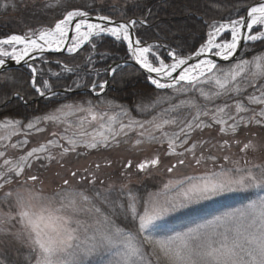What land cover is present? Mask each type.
<instances>
[{
	"label": "snow or ice",
	"instance_id": "6c2138e0",
	"mask_svg": "<svg viewBox=\"0 0 264 264\" xmlns=\"http://www.w3.org/2000/svg\"><path fill=\"white\" fill-rule=\"evenodd\" d=\"M62 4L63 0H55L54 5L46 2L45 7H61ZM2 6L7 8L8 4ZM90 11L71 9L53 27L30 29L26 34H11L0 39V72L9 59L17 64L24 61L31 71L33 87L39 95L45 96L51 92V85L44 81L42 88L36 87L38 69L34 66L36 57L31 54L42 56L48 50L61 51L72 32L71 43L67 44L66 50L69 54H78L83 46H90L93 53L85 58L90 74L95 71L93 55L96 44L93 40L107 34L117 41L127 42L130 58L149 74L148 79L156 89L172 90L176 97L184 95L186 98L178 103L171 102L173 97L157 99L151 109L162 102H168L169 106L145 121L133 118L124 106L109 103V108L119 109L110 115L107 110H97L88 101L87 107L81 105L73 109L68 106L73 115L84 113L74 124L49 114L37 117L35 122L29 121L26 125L11 118L0 122V128L20 130L22 127L26 133L43 131L37 126L41 119L67 123L59 138H55L57 134L53 133L54 139L32 147L17 158H5V151H0V158H3L0 163V235L27 246L29 255L26 264H264V163L244 161L241 164L230 161L225 155L223 160L230 162L231 166L218 164L217 156H205L203 152L197 155L198 143H189L193 132L213 125H218L222 134H236L241 126L264 125V54L231 62L238 54L242 41L245 45L264 44V0H257L245 9V15L230 19L228 23L213 22L207 41L194 54L197 58L194 64L189 63L192 56H181L176 49L168 52L172 62L165 63L154 51L158 49V44L145 45L141 39H134L130 29L146 21L116 22L110 15L97 14L93 17ZM225 32H230L231 39L218 42ZM253 50L245 48V51ZM212 55L229 61V66L219 67L210 58ZM150 56L157 63H153ZM26 58L32 63H28ZM57 63L62 72L70 74L81 67ZM121 67L116 64L106 71L115 74ZM54 75L59 76L60 73ZM13 79L0 76V86ZM74 83L76 87L80 86ZM107 83L94 81L91 90L95 92L99 88L103 92ZM248 88L256 89L258 94L244 97ZM51 94L56 95L55 92ZM14 95L19 97L18 92ZM220 98H226L225 102L216 104L215 101ZM210 104L212 107H209ZM233 105L234 112L230 111ZM253 105L261 107L256 110ZM136 110L143 112L148 108L141 109L137 105ZM124 117L128 118L127 122ZM173 126L178 131L169 132L168 128ZM70 128L73 130L69 134ZM130 134L136 135V146L145 142L167 143L165 154L178 157L167 168L169 174L178 166H187L186 156L191 157L197 168L202 164L206 166L209 161L212 166L195 174L169 178L156 191L145 189L139 193L121 188V195L116 199H110L109 194L99 190L89 194L69 188L68 180L63 182L65 187L51 195L31 188L21 191L17 187L4 191L14 182L26 186L29 181H37L36 175L28 176L26 180L19 178L26 169L32 168L33 163L55 160L54 148L61 150L59 155L63 158L81 147L94 150L119 146L121 142H128ZM4 139L0 136V141ZM61 140L66 141L67 146ZM28 143L25 135L24 139L10 146L17 149ZM228 146L229 141L224 140L223 147ZM249 148H254L251 141L244 145L242 151ZM159 164L160 158L155 156L136 167L143 172ZM83 179L85 177H81ZM94 182L95 177L92 176L89 183ZM228 194L246 199L211 219L182 230H173L170 234H160L159 222L164 217ZM0 264H5L2 254Z\"/></svg>",
	"mask_w": 264,
	"mask_h": 264
},
{
	"label": "rangeland",
	"instance_id": "374dc122",
	"mask_svg": "<svg viewBox=\"0 0 264 264\" xmlns=\"http://www.w3.org/2000/svg\"><path fill=\"white\" fill-rule=\"evenodd\" d=\"M137 0H63V8H68L71 10L76 9V4L78 5H98L102 8V6H110L114 9L111 11L119 10L117 7H121L128 2H133ZM3 5L8 4V7H3L5 15L2 16V21L17 23L22 26L21 33L26 34L28 30H39L42 27H51L48 22H51L54 17L55 11L61 7H45L46 2L55 4V0H2ZM15 5L14 7L12 5ZM84 9V8H83ZM87 10V9H85ZM58 21V20H57ZM57 21H52V25H54ZM224 22H229L225 20ZM227 34L230 32H225L219 37V41L222 40H230L229 38H225ZM100 38V37H99ZM95 38V40L99 39ZM208 39V36H207ZM257 54H264V50H258L251 56H245L244 59H252L253 56ZM152 59V57L150 56ZM162 59V58H161ZM154 62V61H153ZM235 63V62H232ZM222 68H227L229 63L218 65ZM259 86V82H258ZM243 88L244 85L242 84ZM207 90V86H206ZM258 94L256 89L248 88L244 93V97L250 94ZM198 95V94H197ZM175 103H178L180 99H185L184 95H180L178 97L173 93ZM243 98V97H240ZM226 98H220L215 101L216 104H222L225 102ZM228 103H232L231 100L227 101ZM83 105L87 107V103H75V104H65L61 106L60 112H56L54 109L49 115H57L60 117L61 121L72 122L73 124L80 118V116L84 115V113H76L75 115L71 114L68 106H72V108H76ZM209 107H212L210 104ZM252 107L259 110L261 106L253 105ZM164 108L162 107L158 111L155 112L153 116H155L158 112L162 111ZM99 111H105L103 108L97 109ZM119 111V110H117ZM187 111V110H185ZM230 111L234 112V105L230 109ZM109 114H113L116 111H108ZM46 115V114H45ZM44 116V115H43ZM42 116V117H43ZM147 119H137L141 121L151 120L152 117ZM41 117V118H42ZM125 122H127L128 118H123ZM136 119V118H135ZM6 119L1 120L0 122L5 121ZM20 120L22 125H26L29 121ZM30 121L35 122V118ZM65 122H46L41 119L40 123L37 125L44 130L41 132H36L34 130L28 131L27 133L21 127L20 130L13 129L11 127L5 129L0 128V136L5 137L4 140L0 141V151H5V158H17L20 155L26 153L32 147H38L40 144L46 143L50 139H54L53 133H56L55 138H59L61 134L64 133L65 127L67 123ZM95 127V125H92ZM73 129H69V134ZM16 132L13 135V132ZM169 132L178 131L176 127H169ZM27 136L29 141L28 144L24 145L22 148L13 149L11 148L12 143H16L19 140H22ZM137 139L135 134H130L128 137V142H121L119 146H114L111 148H99L94 150H85L84 148H78L75 153H68L67 155L60 157V149L54 148L52 151L56 154V159L51 163L47 161L35 162L31 169H26L25 173L19 178L20 180H26L28 176L36 175L38 177L37 181L32 182L29 181L26 186H20L18 182H14L12 185L6 186L4 191H7L8 188L16 189L20 188L21 191H26V189L31 188L33 191H42L45 195H51L57 190L65 187L63 182L65 180L69 181V185L67 187L72 189H80L92 194L95 190H99L103 194H109L111 199L113 197L118 198L120 193V189L123 188L125 191L131 189L134 192H139V186L145 187L150 184L149 187H155L157 189H151L150 191H156L162 184L166 182L169 178H179L186 174H195L205 170V167H211V162L205 166L201 165L197 168L194 165L191 157L186 156L185 159L187 161L186 167H177L173 173L169 174L167 172V168L170 167L173 163H175L178 159L176 156H167L165 153L167 152V143H148L145 142L139 146L134 145V141ZM228 140L229 146L223 147V141ZM205 141L200 145L199 142ZM254 145V148L242 149L244 145L248 142ZM62 144L67 146L66 141L61 140ZM191 142H197V155L200 152H203L205 156L209 154L217 156L218 164H225L226 166H231V163H226L223 160V157L227 155L230 158V161H239L243 164L244 161H248L250 163H264V125H248L241 126L236 134H222L219 132V126L213 125L211 128H205L203 131L197 130L193 132ZM155 156H159L160 164L157 167H150V170H146L143 173L136 169H129L130 171L125 170V166L129 160H132L135 165L143 162L144 160H150ZM3 158H0V163H2ZM43 164L44 166H41ZM125 170V171H124ZM75 172L76 175L73 176L72 173ZM120 174H119V173ZM122 172V175H121ZM92 176L95 177L94 183H89ZM81 177H85V179L81 180ZM104 179H100V178ZM109 190L111 192L109 193ZM230 195V194H228ZM225 195V196H228ZM235 195V194H234ZM216 197L209 201H203L199 204H203L206 202L214 201L215 199L223 198ZM195 204L190 206L191 208L199 205ZM239 205V204H238ZM236 205V206H238ZM189 207V208H190ZM235 207V206H234ZM230 208H224L222 210L213 208L211 211H206L201 215H191L188 217V222L178 223L176 226L172 224H168L165 222L166 217H164L160 222V234L166 235L170 234L173 230H182L185 227L192 226L194 223H200L206 219H211L213 216L220 215L221 213L229 210ZM5 210H7L5 208ZM184 210V209H183ZM175 214V213H173ZM172 215V214H170ZM169 215V216H170ZM168 217V216H167ZM118 222V221H117ZM19 227V225L17 226ZM0 254H2V258L5 260V264H26L28 260V251L27 246L22 245L14 239L0 235Z\"/></svg>",
	"mask_w": 264,
	"mask_h": 264
},
{
	"label": "trees",
	"instance_id": "16d2710c",
	"mask_svg": "<svg viewBox=\"0 0 264 264\" xmlns=\"http://www.w3.org/2000/svg\"><path fill=\"white\" fill-rule=\"evenodd\" d=\"M254 1L256 0H137L117 7L119 10L116 11H111L116 7L112 8L103 4L102 6L105 8L98 6L100 4L92 6L76 4L75 6L100 11L116 18H144L147 24L139 25L137 28L141 39L145 41L158 40L170 50L176 49L181 56H186L196 51L205 42L212 22L230 20L243 15L245 9ZM2 5L3 2L0 0V35L7 34L11 30L21 29L23 25L2 21V16L6 14ZM67 10L68 8H63V6L58 8L54 17H60ZM94 43L96 44L93 55L95 69L106 68L112 62L128 56L125 44L111 37H101ZM252 46L264 48V44L259 42ZM159 49L164 55L166 54L162 47L159 46ZM90 53H93V50L87 46L74 56H59L60 59L72 66H81V70L74 74L62 72L59 64L43 63L37 82L43 86V82L52 76V72L60 73L53 80V84L57 87H74V82L87 86L93 83L96 77L104 78L105 74L88 73L89 65L86 64L85 58ZM54 57L56 56H48L49 59ZM166 59L169 60L168 57ZM0 76L14 78L0 86V120L20 118L28 121L32 117L52 111L63 101H79L85 97L69 95L64 100L47 99L25 105L19 97H13V95L15 92H20L25 95L26 100L36 95L30 85L29 69H12ZM168 94H170V90H158L151 86L146 81L144 74L136 67L122 66L112 77L109 94L90 98L101 105L113 103L124 106L130 110L133 117L147 118L164 105H169L168 102H162L155 109L150 108L153 102L157 99L163 100ZM137 105L141 109L148 108V110L138 112ZM232 198L223 199L224 205Z\"/></svg>",
	"mask_w": 264,
	"mask_h": 264
},
{
	"label": "water",
	"instance_id": "95a60500",
	"mask_svg": "<svg viewBox=\"0 0 264 264\" xmlns=\"http://www.w3.org/2000/svg\"><path fill=\"white\" fill-rule=\"evenodd\" d=\"M91 14V13H90ZM93 17H95L97 14H91ZM113 21H116V22H122V23H128L129 21H121V20H115V19H112ZM130 32H131V34H132V36H133V38L134 39H136L137 38V36H136V31H135V29L134 28H132V29H130ZM72 32H70V34H69V39H68V41H67V43H66V45H65V47L61 50V51H55V50H48V51H45L44 52V54L43 55H45V54H59V53H68L67 52V44H69V42H70V39H71V36H72ZM126 42V41H125ZM126 44H127V42H126ZM143 44H145L146 45V43H143ZM245 44H244V42L242 41L241 42V46H240V48H238V54L236 55V57L234 58V59H232V60H235L238 56H239V54H240V52H241V50H242V48H243V46H244ZM195 54V53H194ZM194 54H192V55H189V56H192L193 58L189 61V63L190 64H194V63H196L197 62V58L194 56ZM34 56L36 57V59L37 58H39L41 55L39 54V53H36V54H34ZM188 57V56H187ZM201 59L202 58H204V57H200ZM210 58H212V59H214L216 62H217V64L218 63H220V62H223V60L220 58V57H215L214 55H212ZM26 61L28 62V63H31L32 61L29 59V58H26ZM116 64H129V65H134V66H136L137 68H139L145 75H146V77L148 78V73L145 71V70H143L133 59H129V60H126V61H120V62H117V63H114V64H112L111 66H114V65H116ZM20 65H24V66H26V63L24 62V61H22L20 64H17L15 61H12V60H7L6 61V66L4 67V70H7V69H10V68H15V67H18V66H20ZM110 66V67H111ZM3 70V71H4ZM153 76H155V74H152ZM110 76H111V74L109 73V78H110ZM148 81L150 82V80L148 79ZM151 83V82H150ZM62 91H66V90H58V91H55V93H58V92H62ZM70 92H77L76 90H71ZM82 92H93L92 90H91V88H86V89H84V90H82ZM51 94V93H50ZM47 95H49V94H47ZM46 95V96H47Z\"/></svg>",
	"mask_w": 264,
	"mask_h": 264
},
{
	"label": "bare ground",
	"instance_id": "6f19581e",
	"mask_svg": "<svg viewBox=\"0 0 264 264\" xmlns=\"http://www.w3.org/2000/svg\"><path fill=\"white\" fill-rule=\"evenodd\" d=\"M226 23H227V22H226ZM218 42H219V38H218ZM19 96L22 97L23 99H26L25 95L22 94V93H19ZM33 98H34V97H30V98L28 99V101L33 100Z\"/></svg>",
	"mask_w": 264,
	"mask_h": 264
}]
</instances>
